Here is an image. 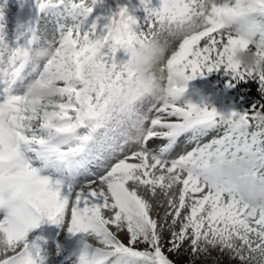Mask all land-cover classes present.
Wrapping results in <instances>:
<instances>
[{
    "label": "rangeland",
    "instance_id": "374dc122",
    "mask_svg": "<svg viewBox=\"0 0 264 264\" xmlns=\"http://www.w3.org/2000/svg\"><path fill=\"white\" fill-rule=\"evenodd\" d=\"M244 1L246 15L231 19V0H139L150 12L151 25L137 35L142 31L137 8L127 32L136 42L157 46L148 59L155 77L119 100L118 110L82 123L74 96L81 85L77 71L103 35L85 37L76 29L61 34L40 0H0L1 125L22 132L25 111L43 78L40 63L55 56L66 77L59 100L45 113V143L30 153L18 143H0V160L8 164L0 173V191L9 193L29 181L38 171L36 164L63 174L59 156L72 139L67 130L75 128L87 138L106 129L115 132L95 167L71 165L75 173L61 234L85 243L68 247L44 240L33 248L28 264H138L137 251L172 264H230L234 255L264 264V153L247 141L243 127L245 122L264 126V0ZM95 2L82 0L89 15L95 14ZM29 40L36 48L23 65L30 75L21 78L13 45ZM171 52L192 66L209 96L166 74L161 59ZM243 68L251 73L250 81L242 77ZM165 86L172 95L185 92V101L165 103ZM41 94L50 97L51 89ZM242 108L262 115L246 118ZM157 122L168 126L166 134ZM167 135L163 156L157 149ZM58 138L59 147L48 144ZM8 139L0 135V142ZM211 152H217L212 166ZM228 156L232 159L223 161ZM50 182L64 194L59 182ZM97 220L114 240L99 230ZM26 240L21 216L0 209V264L18 254ZM207 243L231 247L232 254L209 252Z\"/></svg>",
    "mask_w": 264,
    "mask_h": 264
},
{
    "label": "trees",
    "instance_id": "16d2710c",
    "mask_svg": "<svg viewBox=\"0 0 264 264\" xmlns=\"http://www.w3.org/2000/svg\"><path fill=\"white\" fill-rule=\"evenodd\" d=\"M53 0H41L43 5H50ZM59 4L49 8L48 17L54 18L61 25V32L76 29L80 33L84 31L85 37L92 35H103L91 58L84 61L78 68V80L81 82L79 91L75 92V99L79 108L77 115L81 122L91 121L118 110L119 100L127 93H133L146 79L155 76L154 68H150L148 59L158 51L157 46L136 42L127 32V24L132 15L137 12L140 17L142 31L138 32L141 37L151 24L148 23L150 12L140 6L139 0H96L94 15H89L87 5L82 0H58ZM248 8L244 0H231L229 17L235 19L246 15ZM251 18L259 21L255 14ZM152 23L154 18H151ZM28 46L19 49V61L27 53ZM135 51V52H134ZM166 72H174L192 84L203 96L210 94L209 89L202 88L192 66L185 60L176 59L173 52L161 59ZM44 79L40 84V90L36 91L31 98V104L24 115L23 131L18 135L21 146L28 152L34 150L37 143L45 139L47 128L45 113L51 105L59 100V88L66 85L65 75L57 68L56 59L52 58L44 65ZM242 77L250 81L251 73L245 68L242 69ZM242 84V83H241ZM74 87V84L70 86ZM51 89V96L41 94L43 89ZM99 94V97H97ZM185 93L179 91L177 95L167 101L172 103H183ZM245 117L262 115L257 109L243 108L241 111ZM248 142L257 144L264 153V126L251 123H244ZM161 130L166 127L158 124ZM0 135L8 136L14 141L16 134L10 129L1 125ZM73 139L68 144V155H75L76 150H83L82 163L88 164L95 161L102 155V143H110L114 132L107 130L97 134L93 140L88 141L82 137L79 131L71 129ZM168 136L162 142L159 150L164 154V147ZM1 146L6 143L0 142ZM8 144V143H7ZM52 146H57L59 140H54ZM231 159V158H230ZM228 161V159H225ZM8 165L0 161V172L6 170ZM39 171L27 182H21L16 190L7 192L0 191V208L4 211L18 213L21 220L27 224V240L21 251L8 260L7 264H27L31 254V248L44 239L62 241L68 246H73L74 239L62 232V211L67 202V193L72 179L70 175L55 177L50 166L40 167ZM55 180L66 190L61 195V187L50 186V181ZM27 185V186H26ZM63 193V192H62ZM99 230L110 240L113 235L97 220ZM76 242V241H75ZM81 242V241H79ZM78 242V243H79ZM237 244L240 243L236 239ZM209 252L219 251L222 254L231 255L232 249L222 246L219 243H207ZM139 264H172L170 259L160 260L156 254L140 252ZM230 264H250L249 259H241L238 256L230 258Z\"/></svg>",
    "mask_w": 264,
    "mask_h": 264
}]
</instances>
